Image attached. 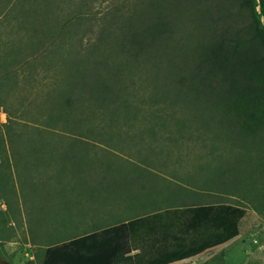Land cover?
Wrapping results in <instances>:
<instances>
[{"label": "trees", "instance_id": "obj_1", "mask_svg": "<svg viewBox=\"0 0 264 264\" xmlns=\"http://www.w3.org/2000/svg\"><path fill=\"white\" fill-rule=\"evenodd\" d=\"M93 1L0 0V13L10 8L21 34L0 90L7 78L35 77L39 61L60 72L46 122L67 133L89 113H129L136 107L131 91L148 94L158 111L202 106L235 117L247 131L264 127V0H142L102 12ZM89 32L97 38L86 45ZM15 114L0 124V177ZM70 149L62 161L79 157ZM44 150L59 156L36 149L45 157ZM246 213L225 202L154 210L50 244L42 264H174L239 236Z\"/></svg>", "mask_w": 264, "mask_h": 264}, {"label": "rangeland", "instance_id": "obj_2", "mask_svg": "<svg viewBox=\"0 0 264 264\" xmlns=\"http://www.w3.org/2000/svg\"><path fill=\"white\" fill-rule=\"evenodd\" d=\"M100 1L93 3L102 12L142 0ZM9 10L0 13V74L7 76L11 45L21 39ZM87 35L86 45L97 38ZM36 67L35 77L17 78L18 84L7 78L0 90V124L10 111L18 122L3 151L0 264H42L50 244L192 202H225L247 213L239 236L174 264H264V127L247 131L235 117L202 106L158 111L148 94L131 91L136 107L129 113H89L87 123L67 133L46 122L60 72L45 62ZM71 147L81 161H62ZM42 148L59 156L51 159L45 150L40 156Z\"/></svg>", "mask_w": 264, "mask_h": 264}]
</instances>
